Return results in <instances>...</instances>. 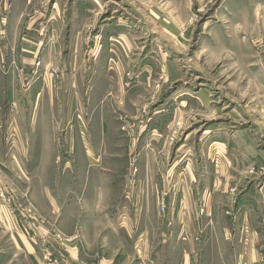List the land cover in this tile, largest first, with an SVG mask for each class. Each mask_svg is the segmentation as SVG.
Instances as JSON below:
<instances>
[{"label": "rangeland", "instance_id": "obj_1", "mask_svg": "<svg viewBox=\"0 0 264 264\" xmlns=\"http://www.w3.org/2000/svg\"><path fill=\"white\" fill-rule=\"evenodd\" d=\"M39 99L66 135L29 149ZM95 183L115 264H264V0H0L1 262L21 232L59 263L34 225L75 232ZM250 225L259 253H236Z\"/></svg>", "mask_w": 264, "mask_h": 264}, {"label": "crops", "instance_id": "obj_2", "mask_svg": "<svg viewBox=\"0 0 264 264\" xmlns=\"http://www.w3.org/2000/svg\"><path fill=\"white\" fill-rule=\"evenodd\" d=\"M3 55V54H2ZM16 54L15 59H13V64L16 62H20V60L17 57H22V55ZM4 61V57H3ZM33 105V106H32ZM71 106V104H69ZM31 109L33 110V114L28 120V128L32 131L29 130V134L27 137V142H28V147L30 149V143L36 141H43L44 143L47 142H57L61 143L63 139H61L63 136L65 137L66 135V129H61L63 131V135L60 134L59 136H56V132L61 124L59 122V117L57 116V110L58 105L57 104H52V103H47L44 101L37 100L33 104H31ZM68 105H66L65 110L68 111L70 110ZM39 116V119L37 118ZM65 125V124H64ZM103 125H109V123L104 122ZM109 130L110 126H103V130L99 133L100 136L99 140L101 142H109V140H103V137L107 139L109 135ZM62 135V136H61ZM41 139H36L37 137ZM60 137V138H59ZM66 139V138H64ZM82 141H84L82 139ZM35 151H41V144H39V148L36 149V146H34ZM61 150V149H59ZM21 152V151H20ZM33 152V151H32ZM28 155L30 156V150L28 151ZM57 155V154H56ZM110 155V154H109ZM41 156H45V153H42ZM114 158L115 155H110L109 158ZM109 170L108 173H117L118 171L115 170L114 168H117L116 165H110V167H107ZM105 169V168H104ZM105 184L103 183H95V191L97 192L95 194V202L92 204L94 201L93 199H85L83 201L81 207V213H82V219L81 223H77L80 221L79 217H77L78 211H75V221H76V227H80L79 229L75 230V232L72 231H67L61 228V232L59 233H53V231L48 227L47 224L45 223H38L34 225V230L36 235H38L40 241L47 242L50 247L52 248L53 252L55 254H58L60 256L61 261L56 264H115L116 261V256H110V254L114 253L113 248H118L117 243H116V233L112 231L107 225L104 223L106 222L105 219V214L107 212L103 210L102 203L105 200V191H108L109 188L104 187ZM107 186V185H106ZM207 188L204 187V190ZM210 190V188H208ZM250 198V199H248ZM256 198H259L258 195L257 197L251 192V189L248 190L247 193H245L240 199H238L239 204H241V208H244L246 211V214H241L240 218H243L242 223L246 226H248V221H255L256 220V214L252 212V210L256 209ZM187 199L190 198H183L181 199L180 202H182L183 206L184 204L187 205ZM248 199L247 202L245 200ZM48 208L45 210L46 215H59V216H65L66 212V217L60 218V222L63 223V221L69 222L71 219L70 217H67V211L63 207H58L55 202L52 203H47ZM237 204V206L239 205ZM249 204V205H248ZM88 211V215L85 217V209ZM184 208V207H183ZM240 210V209H239ZM242 210V209H241ZM59 212V214H58ZM70 214V213H69ZM95 214V215H94ZM184 216L185 214L186 217L184 218L183 216L180 218V220H188V215H189V210H187V213H182ZM238 214V213H237ZM70 216V215H69ZM181 216V210L179 211L178 218ZM46 219L45 217H43ZM41 219V218H40ZM95 226V229L93 227ZM109 226V225H108ZM243 229L245 227L243 226ZM248 230H251V240L250 244L246 243L245 245H238L237 249L235 250L236 253H242L246 252L248 254H254V253H259V247L256 246V231L254 226L250 225V229L247 228V233ZM17 238L15 239V245L14 248L16 252H18V255L25 261L23 260V264H43L41 261V253H39L40 248H36V242L35 240H32L31 238L28 239L25 234H22L21 232H16ZM63 237V238H62ZM184 240V239H183ZM258 240V239H257ZM39 241V240H38ZM242 241V239H240ZM247 242V241H246ZM255 242V243H254ZM239 248V249H238ZM38 249V250H37ZM119 249V248H118ZM47 253H50L49 251ZM122 254L121 249H119V255ZM108 255V256H106ZM93 259V260H91ZM95 259V260H94ZM8 262V261H7ZM7 262H1L0 264H8ZM51 264V263H50ZM188 264V263H184ZM253 264V263H252Z\"/></svg>", "mask_w": 264, "mask_h": 264}]
</instances>
